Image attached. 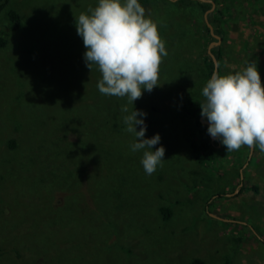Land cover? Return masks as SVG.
Segmentation results:
<instances>
[{"label": "rangeland", "instance_id": "374dc122", "mask_svg": "<svg viewBox=\"0 0 264 264\" xmlns=\"http://www.w3.org/2000/svg\"><path fill=\"white\" fill-rule=\"evenodd\" d=\"M178 1L141 4L167 51L160 85L133 102L165 149L151 175L123 121L132 105L101 94L84 60L75 18L98 0H10L18 26L1 12L0 264H264V151L191 150L211 38L195 27L203 10ZM214 1L215 71L256 60L264 85V0Z\"/></svg>", "mask_w": 264, "mask_h": 264}, {"label": "clouds", "instance_id": "9594fccd", "mask_svg": "<svg viewBox=\"0 0 264 264\" xmlns=\"http://www.w3.org/2000/svg\"><path fill=\"white\" fill-rule=\"evenodd\" d=\"M76 32L82 37L84 60L92 70L97 66L101 94L127 98L132 105L122 111L126 131L135 141L133 152L143 150L141 164L146 174L155 172L164 160L165 149L159 134L145 137L146 113L133 107V102L160 85L159 70L167 56L157 23L146 15L138 0H98L97 5L75 18ZM201 116L207 119V132L218 139L229 152L242 146L264 151V85L256 60L246 61L242 70L220 74L214 71L202 88ZM139 125V131L136 126Z\"/></svg>", "mask_w": 264, "mask_h": 264}, {"label": "trees", "instance_id": "16d2710c", "mask_svg": "<svg viewBox=\"0 0 264 264\" xmlns=\"http://www.w3.org/2000/svg\"><path fill=\"white\" fill-rule=\"evenodd\" d=\"M166 1L171 2V0H166ZM182 1L184 2V0H182ZM9 2H10V0H0V14H1V12L5 11V14H6L8 20L10 21V23L13 26H18L19 25L18 14H17L16 10L9 8L10 7ZM138 2L141 4H144V3L146 4L147 0H139ZM186 2H187V4H185L186 6H189V4H194L196 6L195 8L193 6L191 8L192 9H198V11H197L198 14H195L197 16L199 14H201L202 10H205L209 7L208 3H204V4L202 3L201 4L199 1L186 0ZM189 12H191V10H189ZM194 16H193V18H194ZM194 19H195V27L197 28V26L198 27L202 26L203 32H205V34L207 36H209L208 35V29H207L204 21L202 19H198L197 17H195ZM196 22H197V25H196ZM209 38H211V37L209 36ZM0 45H3L1 39H0ZM216 51H217V47L213 46L212 48H210V52L213 56H214V54H216ZM205 59L206 60L204 62H205L206 67L209 70H211L212 65H213L211 57L207 56V58H205ZM196 105H197V101L193 100V101H191V103L187 107L188 116L193 120L194 125L196 127V132H197V136L194 137V139H196V138L197 139L190 142V147H191V150L195 154L198 155L197 157L200 160H205V159L211 160L214 157L215 149H220L221 145L219 144V146H217V142L219 141L218 139L211 140V138L207 132L208 125L201 122L199 119V116L201 115L200 104L197 107H196ZM195 141H198V142H195ZM160 211H161L162 217L164 219L168 217L169 212H170L168 206L161 207ZM187 264H206V263L203 260H201L200 258L194 257V258L190 259ZM221 264H229L228 259H224V261Z\"/></svg>", "mask_w": 264, "mask_h": 264}, {"label": "water", "instance_id": "95a60500", "mask_svg": "<svg viewBox=\"0 0 264 264\" xmlns=\"http://www.w3.org/2000/svg\"><path fill=\"white\" fill-rule=\"evenodd\" d=\"M202 1H204V2H209L210 4H211V7L213 6V2L211 1V0H202ZM211 7L209 8V9H206L205 11H204V13H203V19H204V21H205V24H206V26H207V28H208V31H209V34L213 37V38H216V41H214V42H210L209 44H208V47H207V52L209 53V55H210V57H211V59H212V62H213V70H212V72H211V75H212V73L216 70V60H215V58H214V56L211 54V52H210V48H211V44H214V43H218V37H217V35H215V34H213L212 33V30H211V25L207 22V20H206V14L211 10ZM211 75H210V78H211ZM201 120V119H200ZM201 122H205V121H202L201 120ZM206 123L208 124V122L206 121ZM212 138V137H211ZM213 139V138H212ZM251 150L252 149H249V153H251Z\"/></svg>", "mask_w": 264, "mask_h": 264}, {"label": "flooded vegetation", "instance_id": "af4514ba", "mask_svg": "<svg viewBox=\"0 0 264 264\" xmlns=\"http://www.w3.org/2000/svg\"><path fill=\"white\" fill-rule=\"evenodd\" d=\"M192 1H199L201 4L202 3H208L209 4V7L207 8V9H209L210 7H211V4L209 3V2H204V1H202V0H192ZM212 2H213V6L211 7V10L208 12V13H211L212 12V10H213V8H214V5H215V1L214 0H211ZM183 2V1H182ZM183 3H186V0L183 2ZM189 6H193L194 8L196 7L194 4H189ZM206 10V9H205ZM205 10H203V12L205 11ZM198 11V9H195V13ZM204 20V19H203ZM208 22V21H207ZM205 23V22H204ZM210 24V23H209ZM206 25V24H205ZM211 25V24H210ZM207 27V26H206ZM208 29V28H207ZM211 30H212V33L213 34H215V35H217V37L219 38L218 39V43H214V44H211L212 45V47L214 46V45H217V44H219L220 43V41H221V39H222V34H218L214 29H212V26H211ZM208 35L211 37V40H210V42H214V41H216V38H213L210 34H209V31H208ZM209 42V43H210ZM211 47V48H212ZM201 116V115H200ZM205 120H207V119H205ZM206 122V121H205Z\"/></svg>", "mask_w": 264, "mask_h": 264}, {"label": "crops", "instance_id": "0c3cea01", "mask_svg": "<svg viewBox=\"0 0 264 264\" xmlns=\"http://www.w3.org/2000/svg\"><path fill=\"white\" fill-rule=\"evenodd\" d=\"M256 1H257V0H256ZM261 20L264 21V19H262V18H261ZM242 41H244V40H242ZM200 118H201V117H200ZM205 119H206V118H205ZM205 119H204V117H203V121H205ZM200 121H201V120H200ZM206 124H207V123H206Z\"/></svg>", "mask_w": 264, "mask_h": 264}]
</instances>
